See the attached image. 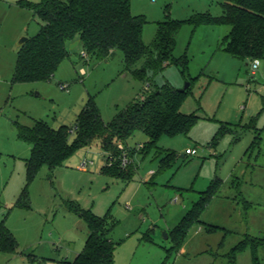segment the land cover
<instances>
[{
    "label": "rangeland",
    "instance_id": "obj_1",
    "mask_svg": "<svg viewBox=\"0 0 264 264\" xmlns=\"http://www.w3.org/2000/svg\"><path fill=\"white\" fill-rule=\"evenodd\" d=\"M20 1L0 0V223L18 243L17 253H0V264H72L90 231L70 206L110 215L116 264H253L250 247L234 257L233 250L249 238L264 240V59L252 74L253 61L233 58L222 48L229 26L186 24L174 53L189 59L185 75L172 63L142 80L126 69L122 52L99 59L83 56L79 46L51 81L15 84L20 42L34 38L41 24ZM132 13L147 18L143 40L151 47L168 14L183 21L202 13L218 17L223 9L220 0H132ZM188 84L181 112L198 122L187 135L159 141L161 150L177 155L171 167L161 169L153 150L132 155L128 178L105 175L108 155L96 140L63 167L44 166L27 187L32 146L18 139L19 126L42 121L53 129H72L90 99L109 123L164 85L183 90ZM75 138L71 134L70 142ZM147 142L137 133L128 144L138 149ZM187 149L198 154L188 156ZM217 178L223 184L202 223L178 242L172 232ZM25 188L29 208L17 206ZM212 226L220 229L207 232ZM257 256L264 264V247Z\"/></svg>",
    "mask_w": 264,
    "mask_h": 264
},
{
    "label": "trees",
    "instance_id": "obj_2",
    "mask_svg": "<svg viewBox=\"0 0 264 264\" xmlns=\"http://www.w3.org/2000/svg\"><path fill=\"white\" fill-rule=\"evenodd\" d=\"M220 4L223 14L218 17L202 13L179 21L168 14L158 23L154 44L149 47L143 40L148 20L144 15L132 13V0H41L38 3L22 0L20 7L31 11L41 24L38 34L21 46L13 83L51 81L69 55V46L78 40L84 53L99 59H107L115 51L122 52L126 69L142 80L149 72H162L172 63L185 75L189 70V59L186 56L176 59L174 53L176 37L186 24L195 28L229 26L231 30L222 41L225 52L243 61L264 59V0H220ZM140 62L143 64L139 68ZM188 89L181 91L164 85L143 99H137L109 123L103 121L94 100L90 99L72 129L68 126L53 129L42 121L32 128L19 126L18 139L32 146L26 162L27 187L44 166L63 167L77 150L90 147L96 140L108 155V164L102 168L105 175L124 179L131 175L132 162L126 167L121 165L127 147L130 159L137 153L147 155L155 150L160 168L171 167L176 153L161 150L158 144L164 137L189 134L197 124V116L181 112ZM137 133L146 135L148 142L141 148H130L128 141ZM71 134L76 137L72 143ZM111 160L114 164H110ZM222 184L223 181L217 178L201 193L200 200L172 232L178 242L185 239L193 225L202 223L203 213L220 192ZM27 200L25 188L17 206L29 208ZM70 211L84 219L90 231L85 249L72 264H116L110 215L100 217L77 206H70ZM219 229L212 226L206 231L213 233ZM249 247L253 252V264H261L257 252L264 247V240L247 239L233 250V257ZM17 251L18 243L2 221L0 253L15 254Z\"/></svg>",
    "mask_w": 264,
    "mask_h": 264
},
{
    "label": "built area",
    "instance_id": "obj_3",
    "mask_svg": "<svg viewBox=\"0 0 264 264\" xmlns=\"http://www.w3.org/2000/svg\"><path fill=\"white\" fill-rule=\"evenodd\" d=\"M83 56L86 57V53L83 52ZM261 62L260 59H255L252 62V73H255L256 70L260 67ZM82 73H85L84 70H82ZM62 89H67V87L65 85H62ZM144 98V96H142V99ZM143 145H139L138 147L141 148ZM122 148V147H121ZM198 154L196 149H187L186 150V155L188 156H196ZM130 163V158L128 157V155L125 153L122 156L121 159V165L123 167H126L128 164ZM110 164H114V160H111ZM87 166L86 163L82 164V168H85Z\"/></svg>",
    "mask_w": 264,
    "mask_h": 264
},
{
    "label": "water",
    "instance_id": "obj_4",
    "mask_svg": "<svg viewBox=\"0 0 264 264\" xmlns=\"http://www.w3.org/2000/svg\"><path fill=\"white\" fill-rule=\"evenodd\" d=\"M29 39L24 38L22 39V41L20 42V46H23ZM79 45V41L74 42L72 45H70L69 49L73 50L75 49L77 46ZM190 84H188L183 90L181 91H186L189 88ZM166 238H168V235H166Z\"/></svg>",
    "mask_w": 264,
    "mask_h": 264
},
{
    "label": "crops",
    "instance_id": "obj_5",
    "mask_svg": "<svg viewBox=\"0 0 264 264\" xmlns=\"http://www.w3.org/2000/svg\"><path fill=\"white\" fill-rule=\"evenodd\" d=\"M79 41V45L77 46V47H81L82 46V43H81V41L80 40H78ZM72 45V44H71ZM70 47V46H69ZM76 47V48H77ZM70 50V49H69ZM74 50V49H73ZM70 51H72V50H70ZM83 70V69H82ZM252 74H255V73H252ZM100 142V141H99ZM145 144V143H144ZM140 145V144H139ZM141 145H143V143L141 144ZM128 146H129V144H128ZM121 147V146H120ZM130 147V146H129ZM132 148H134V147H132Z\"/></svg>",
    "mask_w": 264,
    "mask_h": 264
}]
</instances>
